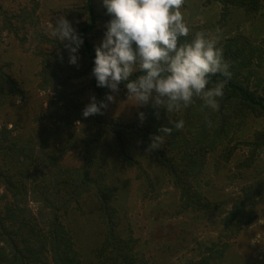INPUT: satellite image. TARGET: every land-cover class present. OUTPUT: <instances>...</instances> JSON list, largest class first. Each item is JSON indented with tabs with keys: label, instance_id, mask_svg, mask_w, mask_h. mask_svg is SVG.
Here are the masks:
<instances>
[{
	"label": "rangeland",
	"instance_id": "1",
	"mask_svg": "<svg viewBox=\"0 0 264 264\" xmlns=\"http://www.w3.org/2000/svg\"><path fill=\"white\" fill-rule=\"evenodd\" d=\"M93 5L98 18L88 36L95 52L110 16L101 0H93ZM84 6V0H0V69L24 92L7 93L10 83L4 85L0 129H13L17 139L42 137L59 147L67 143L68 131L56 129L57 125L47 117L55 108L53 102L70 93L83 103H90L88 64L81 49L76 53L75 65L69 63L67 48L58 50L52 60L51 80L41 88L40 54H51L56 48L45 38L68 43L51 36V24L55 27L56 18L63 15L77 31L79 24L87 22ZM182 11L191 29L187 38L191 39L197 31H206L219 36L223 50L231 47L233 55L238 48L245 52L243 56L251 62L249 85L264 97V1L255 12L229 6L224 16L216 0H185ZM5 14L16 16L12 19L15 35L4 25ZM247 72L239 70L237 77L248 79ZM74 75L79 76L69 78ZM61 83L65 85L62 87ZM109 95L114 99L104 103L106 118L124 123L141 120L138 113L145 118L148 104L134 105L135 100L127 99L124 88L119 87L116 92L109 89ZM183 115L182 109L176 117L182 119ZM205 117L198 116L201 122L196 124L205 122ZM83 118L73 122L71 129L80 137L92 123L90 116ZM263 130L262 117L246 115L232 120L228 138L207 154L204 171L195 181V188L209 201L208 210L202 211L182 208L179 191L166 170L141 150L138 138L131 139L127 149L142 164L150 181L137 177L134 168L123 170L117 157L118 146L108 138L102 141L99 167L115 194L120 228L125 231L129 225L140 259L148 264H264V146L253 149L251 157L249 145ZM228 139L232 143H227ZM233 144L234 152L226 156L223 148ZM60 164L63 168L79 167V149L68 152ZM3 193L0 188V210L6 203L1 197ZM26 206L39 227L46 230L51 220L49 210L30 199ZM99 213L96 197L87 193L80 198L79 208L74 207L61 219L71 233L80 264H100L99 249L105 228Z\"/></svg>",
	"mask_w": 264,
	"mask_h": 264
},
{
	"label": "trees",
	"instance_id": "2",
	"mask_svg": "<svg viewBox=\"0 0 264 264\" xmlns=\"http://www.w3.org/2000/svg\"><path fill=\"white\" fill-rule=\"evenodd\" d=\"M84 1L82 11L87 16V22L79 24L76 32L83 39L79 49L88 64L87 71L91 76L90 92L99 105L101 101L105 103L107 100L109 89L98 87L91 74L95 52L88 35L95 28L98 17L93 0ZM216 1L221 4L225 16L229 6L241 8L245 12H255L264 0ZM15 17L4 15V25L14 35L17 31L13 28L12 19ZM45 40L56 48L51 54H40L43 60L41 88H45L51 80L52 60L57 55L54 53L66 49V44L48 38ZM238 49L235 55L231 47L224 49L225 59L231 64V78L227 79L225 84L224 96L219 101V111L202 108L203 101L196 98L189 108L183 109L182 119L185 121V127L179 131L174 130L173 134L163 138L162 143L154 141L151 144L152 138L160 134L161 127H171L169 120L179 118L176 117L177 112L167 115L163 109L157 114L150 103L146 107L143 120L129 123L106 118L102 108L100 114L90 116L91 128L80 137L71 130L72 124L84 119L82 111L87 104L72 97V93L54 101L55 108L47 117L57 125L56 129L68 131V141L60 147L49 144L42 137H39V140L17 139L13 135V129L1 128L0 188L4 191L1 197L6 203L0 210V264H80L71 233L61 219L74 207L79 208L80 198L87 193L96 197L99 215L105 228L99 249V263L148 264L135 252L136 240L129 225L125 231L120 228V216L114 205L115 194L100 170L101 146L106 138L118 146L117 157L123 170L134 168L138 172L137 177L150 181L142 164L131 156L127 149L130 140L138 138L141 150L149 153L150 157L166 170L173 186L179 191L182 208L193 211L208 210L209 201L195 188V181L204 171L207 154L221 146L224 139L228 138L227 129L232 120L246 115L264 118V97L257 90H252L248 81L252 73L250 59L243 56L245 52L242 49ZM243 69L248 71V79L237 77L239 70ZM224 79L225 77L218 73L211 77V82L215 84ZM8 82L10 85L7 86V93L24 94L17 87L16 81L0 69V96L3 95L4 85ZM64 85L65 83L60 84L62 87ZM119 87L127 92L123 83ZM203 115H206L203 120H211L210 127L206 122L196 124L201 122L198 116L201 118ZM226 142L232 143V140L228 139ZM249 145L252 148V157L255 153L253 149L264 146V130L257 133L254 142ZM235 148V144L226 146L223 153L230 156ZM73 149H79L81 165L73 168L61 167L62 159ZM40 167L49 170V173L43 172ZM28 199L41 202L43 207L49 210L51 220L46 230L39 227L35 216L26 206Z\"/></svg>",
	"mask_w": 264,
	"mask_h": 264
},
{
	"label": "clouds",
	"instance_id": "3",
	"mask_svg": "<svg viewBox=\"0 0 264 264\" xmlns=\"http://www.w3.org/2000/svg\"><path fill=\"white\" fill-rule=\"evenodd\" d=\"M101 3L110 19L100 44L95 47L91 74L98 87L116 92L123 83L127 99H134V105L138 106L150 103L157 114L161 109L167 115L178 113L189 108L196 98L203 101L202 108L219 111L225 84L231 78V64L225 59L218 35L197 31L191 39L182 40L191 32L182 11L185 0H101ZM51 36L68 41L65 47L69 63L75 65L83 39L72 23L63 15L56 18V26L51 24ZM218 73L225 79L212 84L211 77ZM113 99L112 95L107 96L108 101ZM104 107L102 101L98 105L95 97H90L82 115L87 118L100 114ZM138 115L143 120L144 114ZM205 122L211 126V120L206 118ZM168 124L171 127H161L151 144L162 143L174 130L185 127L183 119L169 120Z\"/></svg>",
	"mask_w": 264,
	"mask_h": 264
}]
</instances>
